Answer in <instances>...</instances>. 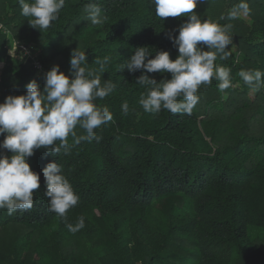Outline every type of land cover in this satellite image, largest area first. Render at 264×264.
Here are the masks:
<instances>
[{
    "label": "trees",
    "instance_id": "1",
    "mask_svg": "<svg viewBox=\"0 0 264 264\" xmlns=\"http://www.w3.org/2000/svg\"><path fill=\"white\" fill-rule=\"evenodd\" d=\"M242 2L249 14L239 10L230 19ZM89 3L102 8L101 25L87 18ZM194 11L202 21L232 26L231 55L217 53L215 61L231 69L232 86L220 91L213 80L201 85L190 114L154 115L138 102L147 91L136 84L141 72L121 73L117 66L144 46L150 58L168 51L174 60L178 51L168 33L186 17L161 20L152 0H66L59 19L41 30L21 14L19 0H0V103L26 94L32 80L42 90L55 65L68 75L77 47L86 51L90 69H99L96 57L111 56L97 74L102 84H116L95 101L113 115L96 130L99 142H81L67 156L40 149L28 159L41 188L31 210L0 211V264H264V87L253 91L239 76L264 72V0H207ZM54 160L80 198L67 221L49 211L44 194L42 170ZM81 216L85 227L69 231L66 224Z\"/></svg>",
    "mask_w": 264,
    "mask_h": 264
},
{
    "label": "clouds",
    "instance_id": "2",
    "mask_svg": "<svg viewBox=\"0 0 264 264\" xmlns=\"http://www.w3.org/2000/svg\"><path fill=\"white\" fill-rule=\"evenodd\" d=\"M19 3L21 14L32 18L29 20L31 27L47 30L59 19L66 0H32L30 3L19 0ZM152 3L161 20L186 17L178 29L168 33L178 56L173 60L168 51H157L154 58H150L153 56L151 48L138 47L117 70L121 73L127 70L130 74L141 72L136 84L147 91L141 94L138 102L146 113L158 115L167 110L172 114H190L199 102L197 93L201 85H211L216 80L220 91L232 86L231 69L215 63L217 53L223 54L220 59L231 55L228 48L234 47L229 34L232 26L201 20L194 9L207 0H152ZM84 10L93 25L103 23L98 3L86 4ZM239 10L246 15L250 12L248 5L242 2L229 18L234 19ZM111 59L109 55L96 57L93 63L99 65V69H90L86 51L77 47L70 55L68 75L55 65L45 74L42 90L32 80L26 86V94L9 95L0 103V136L3 137L0 149L11 153L0 152V211L6 210L11 216L33 208L34 193L41 188L40 174L31 169L28 159L36 150L44 149L51 156L61 153L67 156L71 148L81 142L102 139L96 130L113 121V115L107 106H98L95 101L110 96L116 84L111 80L102 84L97 73H104ZM146 73H169L171 78L157 82ZM239 76L253 91L264 87V72L259 69L241 70ZM121 108L126 115L127 101ZM77 127L85 134L78 135ZM42 174L49 211L67 221V213L78 204L79 195L64 175L62 165L55 160L45 166ZM66 226L75 233L85 227V218L78 217L75 225L68 223Z\"/></svg>",
    "mask_w": 264,
    "mask_h": 264
},
{
    "label": "built area",
    "instance_id": "3",
    "mask_svg": "<svg viewBox=\"0 0 264 264\" xmlns=\"http://www.w3.org/2000/svg\"><path fill=\"white\" fill-rule=\"evenodd\" d=\"M20 48L23 50V51H25L27 54H29L30 56H31V54L29 53L30 51H29V48L27 47V46H20ZM33 59L35 60L34 61V65L37 67V68H39V69H42L43 68V66L41 65V63L39 62V61H37L36 59H35V57H33Z\"/></svg>",
    "mask_w": 264,
    "mask_h": 264
},
{
    "label": "rangeland",
    "instance_id": "4",
    "mask_svg": "<svg viewBox=\"0 0 264 264\" xmlns=\"http://www.w3.org/2000/svg\"><path fill=\"white\" fill-rule=\"evenodd\" d=\"M11 51H13V50H12V47H11ZM0 74H1V71H0Z\"/></svg>",
    "mask_w": 264,
    "mask_h": 264
}]
</instances>
